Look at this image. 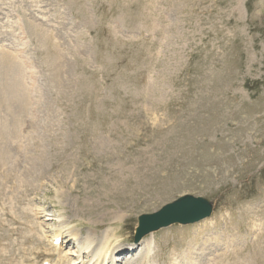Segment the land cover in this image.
Here are the masks:
<instances>
[{
	"label": "rangeland",
	"instance_id": "1",
	"mask_svg": "<svg viewBox=\"0 0 264 264\" xmlns=\"http://www.w3.org/2000/svg\"><path fill=\"white\" fill-rule=\"evenodd\" d=\"M1 52L32 127L0 171V264H87L106 231L105 264H178L190 242L264 264V0H0ZM183 195L211 216L148 235L146 259L137 217Z\"/></svg>",
	"mask_w": 264,
	"mask_h": 264
},
{
	"label": "bare ground",
	"instance_id": "2",
	"mask_svg": "<svg viewBox=\"0 0 264 264\" xmlns=\"http://www.w3.org/2000/svg\"><path fill=\"white\" fill-rule=\"evenodd\" d=\"M22 64H23V60L14 57L12 55H8L2 52L0 53V106L2 103L3 107H5L4 109L7 110L6 116L4 118L0 117V171H3L4 174H13L11 177L17 174L19 167H21L20 166L22 164L21 162L24 160L23 159L24 157L20 153L22 149L20 148V144H18V142H20L22 138L26 137V135L28 136L29 130L32 127L31 120L29 119V117L27 118L29 113L30 101L27 90L22 82L23 75L20 67V65ZM107 144L110 145L108 141H104V140L95 141L93 145V149L98 151L99 149H103L104 146ZM26 161H29V159H27ZM36 172H37V167L33 168L29 164L28 167H25L23 171L20 172V177L22 178V181H17V180L16 181L22 184L26 183L28 176L34 173L36 174ZM23 179H26V181H24ZM120 218L121 217L118 216V219ZM110 233H111L110 231H106V233L102 236L103 238L101 239L103 240L100 243V245L97 247V249H93V250L91 249L92 250L90 252L91 259L89 260V262H87V264L88 263L91 264L93 261H95V264H105L109 256L111 257V254L110 253H109L110 255L108 254V250H109V246L111 245V241L114 238V233H111V236H109ZM60 237H61L60 230L56 231L53 237L51 238V244L54 240L59 239ZM85 241L86 244L83 247H81V249L87 251L91 247L93 242L89 238H87ZM142 245H145V250H144L146 251L145 258L147 259L148 256L149 259V255H151L150 248L152 243L148 242L147 244H144L143 241L139 244L138 248ZM204 246L205 245L203 244L202 247H197L195 243L194 244L192 242L188 243V246L184 248L181 251V253H179L178 255L181 257L179 263L181 264L203 263V260L201 259L200 261H198V263L196 261L198 258H202L203 254H206L208 248L205 249ZM113 249L115 248L113 247ZM121 252L122 249H119L114 253H121ZM92 264H94V262Z\"/></svg>",
	"mask_w": 264,
	"mask_h": 264
},
{
	"label": "water",
	"instance_id": "3",
	"mask_svg": "<svg viewBox=\"0 0 264 264\" xmlns=\"http://www.w3.org/2000/svg\"><path fill=\"white\" fill-rule=\"evenodd\" d=\"M213 202L203 197L184 195L162 206L152 214H143L137 218L134 243L144 236L171 225H187L210 217Z\"/></svg>",
	"mask_w": 264,
	"mask_h": 264
}]
</instances>
